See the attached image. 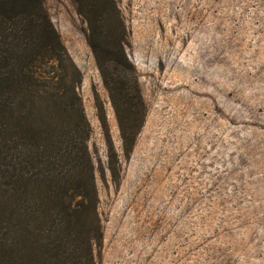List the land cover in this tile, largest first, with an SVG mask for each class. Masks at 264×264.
I'll use <instances>...</instances> for the list:
<instances>
[{
	"label": "rangeland",
	"instance_id": "rangeland-1",
	"mask_svg": "<svg viewBox=\"0 0 264 264\" xmlns=\"http://www.w3.org/2000/svg\"><path fill=\"white\" fill-rule=\"evenodd\" d=\"M43 2L84 75L96 162L94 87L121 156L118 181L98 174L97 264H264V0H121L148 108L130 158L73 0Z\"/></svg>",
	"mask_w": 264,
	"mask_h": 264
},
{
	"label": "trees",
	"instance_id": "trees-1",
	"mask_svg": "<svg viewBox=\"0 0 264 264\" xmlns=\"http://www.w3.org/2000/svg\"><path fill=\"white\" fill-rule=\"evenodd\" d=\"M73 2L130 158L148 108L121 0ZM83 80L43 0H0V264H97L98 174L118 181L122 163L96 87L108 159L94 158Z\"/></svg>",
	"mask_w": 264,
	"mask_h": 264
}]
</instances>
